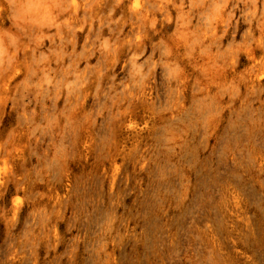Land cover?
Instances as JSON below:
<instances>
[{
	"label": "clouds",
	"instance_id": "obj_1",
	"mask_svg": "<svg viewBox=\"0 0 264 264\" xmlns=\"http://www.w3.org/2000/svg\"><path fill=\"white\" fill-rule=\"evenodd\" d=\"M213 137L264 152V0H0V264L121 261L109 168Z\"/></svg>",
	"mask_w": 264,
	"mask_h": 264
},
{
	"label": "rangeland",
	"instance_id": "obj_2",
	"mask_svg": "<svg viewBox=\"0 0 264 264\" xmlns=\"http://www.w3.org/2000/svg\"><path fill=\"white\" fill-rule=\"evenodd\" d=\"M250 149L226 156L216 137L196 138L133 154L118 178L109 168L98 191L119 208L128 248L111 264H245L234 248L264 258V152Z\"/></svg>",
	"mask_w": 264,
	"mask_h": 264
}]
</instances>
